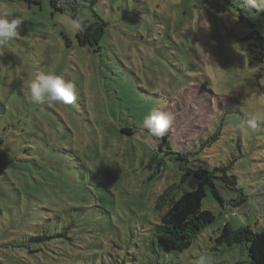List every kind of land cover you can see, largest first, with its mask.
Returning a JSON list of instances; mask_svg holds the SVG:
<instances>
[{
  "label": "rangeland",
  "instance_id": "1",
  "mask_svg": "<svg viewBox=\"0 0 264 264\" xmlns=\"http://www.w3.org/2000/svg\"><path fill=\"white\" fill-rule=\"evenodd\" d=\"M72 1L76 7L59 11L51 0H0V10L25 18L0 47V264H14L12 255L33 263L13 246L28 248L26 239L53 226L83 238L75 251L86 264L124 256L136 264H198L201 256L254 264L248 242L217 237L226 222L264 233V123L247 127L264 105V64L241 16L264 35V10L249 12L246 0H96L94 10L85 7L90 0ZM94 12L107 24L99 51L64 27L69 19L95 22ZM41 71L70 79L76 101L30 102L26 86ZM155 109L174 115L166 134L173 148L211 168L231 165L239 190L220 185L227 202L247 197L232 216L206 187L202 207L222 218L185 251L159 257L152 225L167 210L156 208L159 197L175 182L178 195L191 192L198 180H183L175 154L157 164L161 140L142 127ZM195 201L192 193L185 211Z\"/></svg>",
  "mask_w": 264,
  "mask_h": 264
},
{
  "label": "trees",
  "instance_id": "2",
  "mask_svg": "<svg viewBox=\"0 0 264 264\" xmlns=\"http://www.w3.org/2000/svg\"><path fill=\"white\" fill-rule=\"evenodd\" d=\"M27 1L32 2L33 0ZM74 1L76 2L77 0ZM51 3L52 6L59 11H65L67 9V4H72L73 6L77 4L73 3L72 0H51ZM95 3L96 0H90V4L85 5V7L88 10H94ZM72 15L76 18L78 17L76 13H72ZM94 16L95 22L85 23L79 20L84 27L83 31L77 33V37L80 45L87 46L93 51H99L102 47L100 42L105 34V26L107 24L96 12H94ZM241 16L243 20H246L247 26L250 28L247 37L254 39L252 45H254L256 49H253V52L256 53V57L259 61L264 64V35L255 27V23L252 19L245 18L246 15L244 16V14ZM223 114L222 112V116ZM122 131L123 133H134L130 127L123 128ZM216 139L218 138L214 137V140ZM159 140L161 141L158 142V152H162V158L158 159V157H156L158 161L157 164L162 166L166 162V157L164 155H177V159L182 160L184 164V166L181 167V170H184L183 180H186L188 176H194L198 180V186L197 189L191 192L178 195V183L175 182L168 185L159 197L156 208L162 210L163 206L166 205L167 210L160 216L159 221L154 222L152 225V249L154 253H158V257L160 256V252L185 251L208 226H211L222 218V213L216 214L212 210L202 207L201 200L206 196V187H211L215 197L221 201L222 207L229 211V214L232 216H236L234 207L242 204L247 199V197L241 193V197L236 199L235 202L232 200L227 202L221 194L219 189L220 185L228 189L239 190L237 188L238 177L236 174L230 172L231 165L211 168L209 165L206 166L208 162L205 159L199 157L190 159L189 155H191V153L188 151L181 148H173L170 139L166 135L159 138ZM194 153L197 154V151ZM192 193L195 194L196 201L189 211H185L184 203ZM217 240L219 242H226L230 245L248 242V248L254 264H264V233L260 234L254 231L250 226L233 229L230 223L226 222L220 229ZM25 241L29 243L28 248L25 247L24 241L19 244H15L17 243L15 242L13 248H26L34 261L33 263L31 261L26 262V259L23 257L19 256V258H16L15 255L10 256V253L7 254L13 258L12 260H15L14 264H37L38 262L39 264H86V262L80 261V255L77 253L79 251L78 245L83 244V238L81 239V237L69 235L65 230L59 231L53 226L38 235H31ZM9 246L6 245L7 248H9ZM75 250L78 251L76 252ZM83 259L85 260V257H83ZM120 259L121 258L118 257L112 260L111 264H128V260H132L134 264H136L135 258L127 259L126 256H124L122 262ZM23 260H25V262Z\"/></svg>",
  "mask_w": 264,
  "mask_h": 264
},
{
  "label": "clouds",
  "instance_id": "3",
  "mask_svg": "<svg viewBox=\"0 0 264 264\" xmlns=\"http://www.w3.org/2000/svg\"><path fill=\"white\" fill-rule=\"evenodd\" d=\"M249 12L252 9L264 10V0H246ZM25 18L11 13L6 9L0 10V47H5L18 35V28ZM64 27L73 33L83 31V24L78 20L69 19ZM25 96L30 102L47 105H71L77 99L75 84L54 71H41L26 86ZM174 115L171 112L155 109L147 114L142 121V127L154 138L164 137L173 125ZM264 123V105L253 111L247 119V127L254 129ZM244 126L237 128L243 131ZM198 264H212L211 257L201 256Z\"/></svg>",
  "mask_w": 264,
  "mask_h": 264
}]
</instances>
